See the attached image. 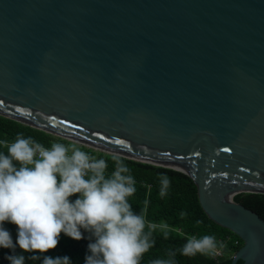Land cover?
<instances>
[{"label": "water", "instance_id": "obj_1", "mask_svg": "<svg viewBox=\"0 0 264 264\" xmlns=\"http://www.w3.org/2000/svg\"><path fill=\"white\" fill-rule=\"evenodd\" d=\"M0 114L187 174L264 264V0H0Z\"/></svg>", "mask_w": 264, "mask_h": 264}, {"label": "clouds", "instance_id": "obj_2", "mask_svg": "<svg viewBox=\"0 0 264 264\" xmlns=\"http://www.w3.org/2000/svg\"><path fill=\"white\" fill-rule=\"evenodd\" d=\"M0 145L7 148V154L0 152V248L15 251L18 245L24 252L44 254L58 246L61 233L76 241L84 239L83 229L90 240L94 238L85 264H140L153 245L151 230L156 225H147L150 230L145 232V218L132 210L128 198L136 192V182L126 174L129 168L119 156L111 157L115 171L106 176V160L91 156L76 143L53 142L45 148L21 134ZM160 182L163 197L170 180L161 175ZM77 194L74 201L70 199ZM5 222L18 228L15 244ZM181 251L185 256L215 255L217 243L208 235L190 237ZM6 258L10 264H25L23 255ZM42 264L71 261L67 256L45 255Z\"/></svg>", "mask_w": 264, "mask_h": 264}, {"label": "trees", "instance_id": "obj_3", "mask_svg": "<svg viewBox=\"0 0 264 264\" xmlns=\"http://www.w3.org/2000/svg\"><path fill=\"white\" fill-rule=\"evenodd\" d=\"M21 134L24 138H32L41 143L45 148H51L53 142L76 143L0 114V141L6 140L12 143ZM76 144L91 156L106 160L108 165L106 176H110L115 171V164L111 159L114 154ZM0 152L7 154V148L0 145ZM119 157L129 168V173L126 174L132 175L136 182V192L128 198L132 210L145 218V232L150 230L147 225H156V228L151 230L153 245L142 255L140 264H155L158 260L170 264H231L232 257L242 247L243 241L232 231L209 218L199 202L197 186L190 176L172 168ZM161 175L167 176L170 180L167 195L163 197L160 196ZM76 198L78 194L70 199L74 201ZM233 198L264 219V194L245 192L238 193ZM4 228L11 233L15 244L18 235L17 226L5 222ZM81 231L84 239L80 241L61 233L58 246L44 254L24 252L18 245L15 251L0 248V264H10L6 258L10 255H23L25 264H42L45 255L53 258L67 256L71 264H85V257L90 254L88 245L94 242V238L90 240V233L83 229ZM205 235L215 238L217 249L222 250V256L216 258L215 255L200 253L194 256L182 254L181 250L190 237L202 238ZM227 237H230V241L225 244L223 240ZM236 240H239L238 245L234 244ZM33 255H39L40 259L32 260ZM237 264H242V261H238Z\"/></svg>", "mask_w": 264, "mask_h": 264}, {"label": "built area", "instance_id": "obj_4", "mask_svg": "<svg viewBox=\"0 0 264 264\" xmlns=\"http://www.w3.org/2000/svg\"><path fill=\"white\" fill-rule=\"evenodd\" d=\"M230 241V237H227L225 240H223V243H227V242H229ZM234 244L235 245H238L239 244V240H236L235 242H234ZM220 256H222V250L221 249H217V252H216V254H215V257L217 258V257H220Z\"/></svg>", "mask_w": 264, "mask_h": 264}, {"label": "snow or ice", "instance_id": "obj_5", "mask_svg": "<svg viewBox=\"0 0 264 264\" xmlns=\"http://www.w3.org/2000/svg\"><path fill=\"white\" fill-rule=\"evenodd\" d=\"M117 143H121V141H117ZM225 151H228V149H225Z\"/></svg>", "mask_w": 264, "mask_h": 264}]
</instances>
